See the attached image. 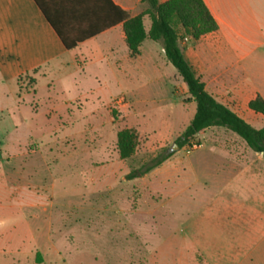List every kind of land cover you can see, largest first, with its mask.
<instances>
[{
	"label": "rangeland",
	"instance_id": "1",
	"mask_svg": "<svg viewBox=\"0 0 264 264\" xmlns=\"http://www.w3.org/2000/svg\"><path fill=\"white\" fill-rule=\"evenodd\" d=\"M236 8L252 26L263 21L264 0H243ZM180 46L186 50L188 39ZM263 49L251 54L249 67ZM120 58L128 78L121 63L117 72L103 62L107 87L94 91L89 81L67 98L84 100L70 105H49L42 88L36 97L30 76L19 80L17 101L15 86L0 87V264L226 263L227 228L216 220L230 195L225 184L244 181L247 196H264L262 156L223 128L200 134L197 149L174 148L196 107L161 43L147 40L141 56ZM209 67L196 66L209 92L254 128L264 127L262 117L222 90ZM123 129L139 136L128 160L117 151ZM160 155L170 157L126 180ZM31 203L39 204L36 213H17ZM29 225L40 229L35 245Z\"/></svg>",
	"mask_w": 264,
	"mask_h": 264
},
{
	"label": "crops",
	"instance_id": "2",
	"mask_svg": "<svg viewBox=\"0 0 264 264\" xmlns=\"http://www.w3.org/2000/svg\"><path fill=\"white\" fill-rule=\"evenodd\" d=\"M43 1L64 36L70 42H78L77 46L72 50L65 48L35 0H0L1 88L10 84L15 86L13 96L17 101L19 80L30 76L35 81L36 97L38 89L42 88L47 93L45 97L49 105L61 107L84 100L80 99L81 95L67 98L72 92L79 93L89 81L93 83L94 91L107 87L103 62L117 72L121 63L125 71L123 75L128 78L129 66L124 64L120 56H125L128 61L133 58L126 44L123 24H114L116 14L111 4L130 17H135L148 8L146 3L141 0ZM166 1L159 0L160 3ZM204 1L217 21L219 30L206 35L197 44H190L188 40L183 55L197 77L205 83L208 92L203 71L196 68L198 63H208L210 76L216 78L222 90L231 93L250 114H257L249 109V103L257 95L264 99V56H257L254 68L247 63L252 53L264 47V18L252 26L242 16L241 10L235 9L243 0ZM140 50L142 53V46ZM189 56L201 58L192 59ZM202 56L211 58L208 60ZM236 70H239L240 76ZM117 75L111 76L116 85L120 83ZM185 89V94L189 95ZM209 93L219 101L217 95ZM257 115L264 119V116ZM246 187L244 181L225 184L230 195L225 198L228 201L224 203V217L216 218L219 224L222 220V225L227 228L223 248L225 264H264V196H247L241 191ZM38 206V203H31L17 213L25 218L28 209L36 213ZM11 211L10 205L7 212ZM38 231L40 229L34 226H27V232L34 240L33 245L37 243ZM217 246L220 248L219 244Z\"/></svg>",
	"mask_w": 264,
	"mask_h": 264
},
{
	"label": "trees",
	"instance_id": "3",
	"mask_svg": "<svg viewBox=\"0 0 264 264\" xmlns=\"http://www.w3.org/2000/svg\"><path fill=\"white\" fill-rule=\"evenodd\" d=\"M148 8L135 17L111 4L116 14L115 23H122L125 40L131 58L141 55V46L146 40L161 43L167 62L177 71L188 94L195 104L196 111L182 134L177 138L179 149L198 144L197 137L212 128L226 129L239 138L255 153L262 155L264 160V127L256 129L235 113L228 106L220 103L207 90L205 83L197 77L189 65L180 41L188 39L197 43L203 37L219 30V25L204 0H141ZM47 21L51 24L67 50H72L78 42H70L62 33L57 22L50 15L43 0H35ZM109 2V0H108ZM150 21L149 30L145 20ZM249 109L264 116V99L261 95L249 103ZM139 145L138 133L133 129H123L117 135V151L121 160L132 158ZM170 156L160 155L150 164L131 171L126 180L142 178L159 167Z\"/></svg>",
	"mask_w": 264,
	"mask_h": 264
},
{
	"label": "built area",
	"instance_id": "4",
	"mask_svg": "<svg viewBox=\"0 0 264 264\" xmlns=\"http://www.w3.org/2000/svg\"><path fill=\"white\" fill-rule=\"evenodd\" d=\"M199 147V145L198 144H192L190 147H188L189 149H197Z\"/></svg>",
	"mask_w": 264,
	"mask_h": 264
},
{
	"label": "water",
	"instance_id": "5",
	"mask_svg": "<svg viewBox=\"0 0 264 264\" xmlns=\"http://www.w3.org/2000/svg\"><path fill=\"white\" fill-rule=\"evenodd\" d=\"M174 148H177V144H174Z\"/></svg>",
	"mask_w": 264,
	"mask_h": 264
}]
</instances>
